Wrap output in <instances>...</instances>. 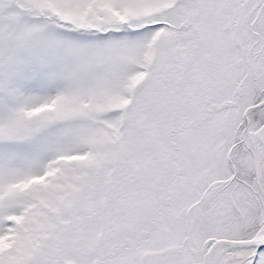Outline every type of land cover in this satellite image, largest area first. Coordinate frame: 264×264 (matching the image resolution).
I'll return each mask as SVG.
<instances>
[{
	"label": "snow or ice",
	"instance_id": "obj_1",
	"mask_svg": "<svg viewBox=\"0 0 264 264\" xmlns=\"http://www.w3.org/2000/svg\"><path fill=\"white\" fill-rule=\"evenodd\" d=\"M0 264H264V0H0Z\"/></svg>",
	"mask_w": 264,
	"mask_h": 264
}]
</instances>
